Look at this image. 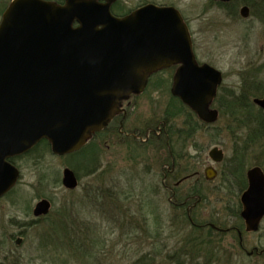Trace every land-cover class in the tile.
<instances>
[{"label":"rangeland","instance_id":"1","mask_svg":"<svg viewBox=\"0 0 264 264\" xmlns=\"http://www.w3.org/2000/svg\"><path fill=\"white\" fill-rule=\"evenodd\" d=\"M146 3L176 7L189 23L196 58L223 72L214 104L221 107L218 120L204 124L190 107L174 101V72L161 71L151 75L142 92L129 95L123 129L139 138L120 143L122 137L113 136L114 121L73 155L58 156L43 140L14 157L19 178L0 198V264H264V257L236 254L235 249L226 263L177 260L184 234L176 227L181 218L175 220L177 225L170 224L173 215L164 200L153 196L164 141L161 134L146 133L149 128L158 130L167 110L177 113L169 121L180 128H186L185 121L192 122V128L199 126L193 138L187 135L190 140L183 151L202 176L210 165L217 170V177L202 187L204 193L242 194L247 170L253 166L264 170V110L253 103L264 96V0H231L222 6L214 0H117L112 9L123 15ZM244 5L250 11L247 18L240 13ZM215 146L224 152L222 162L215 163L208 155ZM181 165L183 176L186 160ZM67 167L79 178L75 189L62 184ZM120 178L122 192L135 191L130 209L115 198ZM129 179L135 190L127 189ZM44 199L50 203L49 211L35 216L36 204ZM256 244L264 248V219L259 231L247 237V250ZM127 246L133 254L121 253Z\"/></svg>","mask_w":264,"mask_h":264},{"label":"water","instance_id":"2","mask_svg":"<svg viewBox=\"0 0 264 264\" xmlns=\"http://www.w3.org/2000/svg\"><path fill=\"white\" fill-rule=\"evenodd\" d=\"M106 1L67 0L60 6L17 0L5 14L0 26V197L20 174L8 158L43 138L57 155L78 150L110 122L119 99L143 90L149 74L161 67L181 64L172 93L203 121L217 120L210 103L222 74L207 63L197 64L179 10L149 4L119 18L110 12L115 0ZM240 13L248 17L249 7ZM75 19L81 24L77 28ZM254 102L264 109V98ZM209 155L215 162L224 158L218 147ZM205 175L212 180L217 171L209 166ZM247 178L241 215L247 230L257 231L264 217V171L254 166ZM62 182L66 188L77 186L70 168L64 169ZM49 207L48 201H40L34 215Z\"/></svg>","mask_w":264,"mask_h":264},{"label":"flooded vegetation","instance_id":"3","mask_svg":"<svg viewBox=\"0 0 264 264\" xmlns=\"http://www.w3.org/2000/svg\"><path fill=\"white\" fill-rule=\"evenodd\" d=\"M14 1L16 0H0V25L4 20L5 14L7 13L8 9L10 8V6ZM45 1H49V2L54 1L59 5L66 4V0H45ZM101 2L104 1L101 0ZM214 4L222 6L229 3H223L221 1L214 0ZM113 5L111 6V12L113 15L118 17H123L125 15H128L130 12L143 6L141 5L127 14L118 15L113 11L112 9ZM184 20L189 26V23L186 21L185 18ZM193 47H194V43H193ZM193 52H194V48H193ZM195 59L198 65L206 64L199 62L196 56ZM179 66H180L179 64L173 63L169 66L164 67L163 69H159L160 71L157 72L173 71L175 74ZM211 66L214 67L213 65ZM219 71L222 74V82L221 84H219L217 88L216 96L213 98V100L210 103V109L217 110L218 118L220 116L221 107L217 108L214 106V104L218 102L217 100L218 94L224 80L223 72L221 70ZM256 98H264V96L255 97L253 99V103ZM172 99H174V101H176L177 103L183 104V102L179 97ZM129 103H130L129 95L120 98L118 110L116 111L112 120V122L114 121L116 122V126H117V129L113 133V136L122 137L119 139L120 143L124 142L126 138H130L131 136L136 138L140 137V136L137 137L136 133L134 132L131 133L130 131H126L123 129L124 120L127 118V114H128V108L130 105ZM255 105L258 106L257 104ZM259 108L262 109L261 107ZM167 112L168 110L166 111V113ZM197 117L199 119L198 115ZM202 123L205 124V122L203 121ZM159 126L160 125H157L159 131L157 129L149 128L146 132L148 135L151 133L161 134V139L163 138L164 141L163 145L161 146L162 147L161 149L165 150V151L160 150L161 154L159 155L158 159H160V161L163 162V165L161 167L162 169L160 170V177L157 183L154 185L156 188V192L153 194V196L159 197L160 201L164 200V204L166 206L165 208L166 209L168 208V212L173 215L170 219L169 222L170 224L177 225L174 224L175 220L177 219V217L181 218V222H180L181 224L177 225L176 227L181 229L182 233L184 234L181 235V240L179 239L180 257H177V260L182 261L185 257L186 258L190 257L191 259L203 258L205 261L208 262L226 263L229 262L232 257V249H235L234 252H236V254H238L239 252L247 253L250 257L254 256L258 258H263L264 248H260V246H258L257 244L255 246H252L251 250L249 251L247 250V237L256 234L259 230L258 231L247 230L246 221L241 215V212L243 210V204L241 200L242 194H236L232 192L231 193L202 192L201 190L202 187L205 185V183L213 180L208 179L205 176V172H204V176H202L201 172L199 170H196L194 166H192L188 161L189 157L188 155H186L187 153L183 151V148H186L188 146L186 145V142H188L190 139L187 138L186 140H184V138L180 139L179 136L175 134V138L172 141L173 143L172 142L170 143L169 141L171 136L170 133L178 130H181L183 132V130L176 123L170 122L167 115L165 121L161 123L160 127ZM190 128L188 126L185 128L187 133H189ZM117 132L123 136H121ZM192 133H193L192 136L193 138L195 136L194 130L192 131ZM95 135L96 133L93 134L92 138ZM146 138L148 137L146 136ZM142 141H145V139L144 140L142 139ZM175 142L177 146L176 151L173 149V144ZM178 148L181 149V151L183 152L182 154L178 153L177 151ZM162 152H166V154H162ZM151 156L152 155H150L149 159H151ZM152 158H154V156ZM183 159L186 160L187 171L185 172V174H183V176H181L180 168L182 167L181 161ZM188 166H191V168H188ZM120 173L121 172H118V174ZM121 179L122 178L118 179L116 185L117 192H115L116 193L115 198H117L118 201H121V203L123 201L124 207L130 209L134 201L135 191H134V195L131 192H127V193L122 192L123 188L121 187V183L119 182V180ZM187 181H190V183L187 184ZM131 182L132 181L129 179L126 181L125 185L128 190H130L131 188L135 190ZM89 195L90 194H87V196ZM79 199L81 200V198ZM89 227L91 228L90 225ZM128 248H129L128 246L123 247L121 253L124 254L126 253L128 255L133 254L134 252H130ZM123 258L124 259L132 258L133 260H135L134 257H123ZM140 258L138 259L140 260Z\"/></svg>","mask_w":264,"mask_h":264},{"label":"trees","instance_id":"4","mask_svg":"<svg viewBox=\"0 0 264 264\" xmlns=\"http://www.w3.org/2000/svg\"><path fill=\"white\" fill-rule=\"evenodd\" d=\"M264 93H262V95H263ZM251 105V103H248V105ZM175 111H168L167 113V116L169 117L168 119H171V118H175L176 117V115H177V113L175 114L174 113ZM188 124V125H187ZM185 127H192V126H194L193 124H192V122H187V121H185V125H184ZM182 129V128H181ZM199 129V126H197V127H195V128H190V130H189V133H187L186 132V130L185 129H182L183 130V132L186 134H184L181 130H178V131H174V132H171L170 134H171V136H170V139H169V141H170V143L173 141V139L175 138V134H177L178 136H179V138L180 139H183L184 138V140H186V137H187V135H193V133H192V131L194 130V132L196 133V131ZM264 130V129H263ZM172 135H173V137H172ZM173 143V142H172ZM175 144H176V142H175ZM186 144H187V142H186ZM14 159L15 158H12L11 159V161L14 163ZM234 164H237V162L235 161V163ZM237 167H239V166H235V168H237ZM188 168H191V166H188ZM244 185L246 186V184L244 183Z\"/></svg>","mask_w":264,"mask_h":264}]
</instances>
